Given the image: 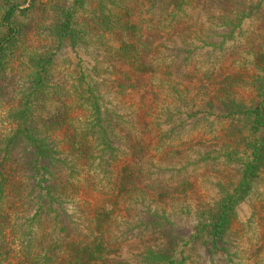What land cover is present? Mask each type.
Listing matches in <instances>:
<instances>
[{"label":"trees","instance_id":"obj_1","mask_svg":"<svg viewBox=\"0 0 264 264\" xmlns=\"http://www.w3.org/2000/svg\"><path fill=\"white\" fill-rule=\"evenodd\" d=\"M199 1L0 0V69L12 59H24L35 69L26 82L27 96H32L28 106L20 104L13 129L0 140V264H184L175 262L162 242L141 248L133 263L119 262L117 252L136 226L118 216L127 213L134 224L143 221V228L152 227L147 233L161 237L171 227L164 214L167 204L187 208V167L176 168L180 152L173 150L169 138L183 125L176 118V98L192 96L190 85L183 91L175 88L179 80L175 65L191 52L185 46L199 24L192 20L198 16ZM35 11L38 16L32 22L29 17ZM48 14L53 46L64 43L77 49L87 62L66 89L49 84L48 71L39 67L49 61L43 59L49 47L41 54L34 47L38 39L33 30L38 21L48 20L44 18ZM241 14L248 15L243 10ZM78 15L84 31L76 28ZM214 28L210 32L215 35L218 27ZM258 61L256 71L263 76L251 86L260 98L254 107L218 98L221 116L226 120L237 115L242 122L226 129L236 132L233 148L240 153L222 156L227 160L238 156L243 162L233 193L220 186L222 196L214 203L205 234L215 250L220 249L217 243L225 236L236 203L252 188L264 165V60ZM222 86L211 96L202 94L209 100L208 109ZM55 90L50 103L57 112L47 124V113L48 119L41 122L39 98ZM132 96H139L140 104L121 113L119 107ZM55 132H61L63 149ZM16 152L26 157L23 167L10 164ZM86 188L109 196L111 205L95 212L82 199ZM143 200L148 204L141 217L123 207H135ZM116 209L120 212L114 213ZM8 218L11 235L6 242Z\"/></svg>","mask_w":264,"mask_h":264},{"label":"rangeland","instance_id":"obj_2","mask_svg":"<svg viewBox=\"0 0 264 264\" xmlns=\"http://www.w3.org/2000/svg\"><path fill=\"white\" fill-rule=\"evenodd\" d=\"M197 4L198 16L192 20H198L199 24L185 46V49L191 52L187 60L185 58L180 62L179 57L175 65L179 77L175 88L183 91L190 85L193 87L190 88L192 96L176 98V103L179 102L175 105L178 117L174 112L173 116L181 118L183 125L178 127L169 138L171 145L174 146L173 150L180 152V158L177 159L180 163L174 161L178 163L175 165L176 168H180L181 164L187 167L185 174L187 173L190 184L188 191L185 192L187 197L184 195L187 208H176L175 205L167 204L164 214L171 227L166 228L161 237L147 233L152 228L150 225L145 229L142 221L140 222L142 224L137 226L134 224L135 221L126 217L127 213H120L118 217H125L127 222H132L129 226L136 227L130 234L129 242L117 252L119 262L133 263L141 248L153 247L156 243L162 242V247L173 253L174 261L177 263L181 260L184 264H264V165L252 188L247 190L236 203L225 236L220 244L217 243L220 249L215 250L205 234L214 212V203L222 196L220 186L232 192L243 162L237 158L238 156L232 155L230 160L222 156L225 152L240 153L233 148L236 147L234 144L236 132L226 129L229 125L241 126L242 122L237 115L229 116L225 120L221 116L224 112L218 98L229 97L246 107H254L260 100L254 95L251 86L255 84L257 77L263 76V73L257 72L256 69L259 65L258 59L264 60L260 59L264 53V0H202ZM26 6L27 4L20 8ZM242 10L248 15L239 16ZM37 16L35 11L29 19L33 22ZM81 17L78 15L75 19L76 28H82L81 31H84L85 27L79 23ZM44 18L48 20L44 23L38 21L39 25L33 30V34L38 39V44L34 47L40 54L44 53V47H49L43 59L50 62L41 63L39 67L48 71L49 84L66 89L78 79L79 69H82L87 62L77 49L70 48L64 43L58 47L55 44L53 46L50 39L52 27L49 22L52 17L48 14L44 15ZM213 25L218 27L215 35L210 32L215 29ZM89 51H91L89 53L93 52L90 49ZM183 57L184 55H181V58ZM12 61L13 59L0 69V140L13 129L20 104L26 102L24 105L27 107L28 100L32 97L31 94L27 96L28 92L25 89L26 82L32 79L31 73L35 69L31 68L28 62L25 64L24 59ZM200 85L202 89L198 88ZM218 85L224 86L217 92V100L210 102L211 109H208L206 103L209 100L203 98L202 94L211 96L218 89ZM55 92L57 91L46 95L45 91L40 95L43 109L41 122L43 118L48 119L46 113L49 114L47 124L51 122L53 116H56V106L50 103V100L57 95ZM210 92L212 93L209 94ZM196 96L197 100L194 101ZM191 98L194 99L189 100ZM130 99L124 105L120 104L121 113L125 114L127 107L130 113L134 110V106L140 104L139 96H132ZM166 103L171 109V100L168 99ZM59 133L61 132H55L54 138L60 143L59 149H63ZM56 147L58 148L57 144ZM25 152L30 154L28 151ZM25 160L26 157L16 152L10 164L12 167L14 163L23 167ZM171 183L175 184V181ZM81 194L82 199L88 202L95 212L97 209H105L111 205L109 196L95 192L91 188H86ZM147 204L143 200L135 207L128 204L123 207H128V210L133 209L131 215L141 217L140 214ZM153 206L158 208V205ZM119 212L116 209L114 213ZM7 220L4 239L9 242L11 234L7 229L11 227V221L9 218ZM74 222L73 218L69 225ZM117 225L121 227V222L117 221ZM140 230L143 231L136 232ZM137 233L145 234L135 235ZM148 239H156V242H147L145 245L144 242Z\"/></svg>","mask_w":264,"mask_h":264}]
</instances>
